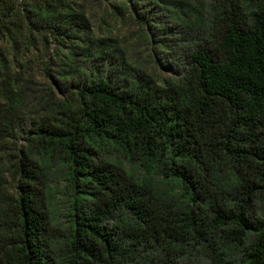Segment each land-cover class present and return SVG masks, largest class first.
Segmentation results:
<instances>
[{"label":"trees","instance_id":"obj_1","mask_svg":"<svg viewBox=\"0 0 264 264\" xmlns=\"http://www.w3.org/2000/svg\"><path fill=\"white\" fill-rule=\"evenodd\" d=\"M185 263L264 264V0H0V264Z\"/></svg>","mask_w":264,"mask_h":264},{"label":"rangeland","instance_id":"obj_2","mask_svg":"<svg viewBox=\"0 0 264 264\" xmlns=\"http://www.w3.org/2000/svg\"><path fill=\"white\" fill-rule=\"evenodd\" d=\"M88 8V15L92 21L94 31L97 34L117 37L126 48L136 51L141 59L147 58L148 51L145 47V41L138 35L137 26L131 19L116 16L110 3H93ZM150 63L149 66L157 65L152 60ZM161 74L164 76L172 74V67L161 70ZM58 178L61 185L65 183L61 175Z\"/></svg>","mask_w":264,"mask_h":264}]
</instances>
